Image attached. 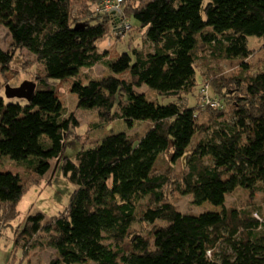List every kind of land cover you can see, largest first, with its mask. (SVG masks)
<instances>
[{
  "label": "trees",
  "instance_id": "obj_1",
  "mask_svg": "<svg viewBox=\"0 0 264 264\" xmlns=\"http://www.w3.org/2000/svg\"><path fill=\"white\" fill-rule=\"evenodd\" d=\"M102 1L0 0V26L12 51L25 49L43 65L31 78L29 101L0 96V158L20 169L0 172V228L16 218L29 186L49 181L57 164L75 190L57 216L26 217L15 236L24 257L43 246L57 255L47 264H264V221L223 208L237 189L264 194V0H122L113 14L96 11ZM131 21L149 49L111 54V38L130 31ZM249 37L258 39L256 49L248 47ZM256 51L262 65L249 71L244 60ZM205 53L242 65L233 78L239 89L230 120L227 95L209 93L213 81L204 85L219 105L201 95L199 105L210 122H198V105L179 104L182 94L194 92L190 69ZM12 60V52L0 50L1 78ZM97 64L107 77L80 78ZM65 81L77 109L96 113L88 133L122 119L146 121V132L95 139L74 159L65 156L77 126L60 98ZM142 86L173 102L149 100L137 91ZM199 133L206 134L197 139ZM167 152L187 167L170 182L156 169ZM173 189L191 196L192 205L222 210L182 214L169 195ZM137 219L153 225L148 235L131 230Z\"/></svg>",
  "mask_w": 264,
  "mask_h": 264
},
{
  "label": "rangeland",
  "instance_id": "obj_2",
  "mask_svg": "<svg viewBox=\"0 0 264 264\" xmlns=\"http://www.w3.org/2000/svg\"><path fill=\"white\" fill-rule=\"evenodd\" d=\"M128 21L130 19L126 17ZM126 20V21H127ZM131 30L126 31L119 37L111 38L110 53H130L129 46L140 49L148 50L145 45L144 36L136 31V24L131 21ZM123 36V37H122ZM107 44L110 39L106 40ZM259 41L255 37L248 38V47L257 48ZM10 43V36L7 30L0 26V50L3 52H12L13 60L6 70L4 78L0 76V96L5 97L4 88L6 85L10 87H18L24 81H32L34 74L41 73L43 65L36 63L34 57L28 53L27 50L21 49L19 51H12ZM244 63L249 68V71H257L262 65V58L260 51L250 55L244 60ZM242 65L238 60H218V58L211 57L209 53H205L199 57L190 69L191 82L194 85V92L183 96L180 100L181 105L188 104L187 107H197V120L199 123L210 122L208 112L205 109H200L199 105L200 89L204 84H209L213 81L209 88V93L213 96V91L217 93L223 100V96L229 100V105L226 106L224 111L225 118L230 120L233 113V102L236 101V90L239 86L234 84L233 78L241 74ZM80 78L99 80L108 76V71L103 64H97L91 69H82L80 71ZM222 78H224L222 80ZM70 81L61 83L58 87L60 98L63 101L64 110L67 114L74 113L77 126L72 130V133L66 140V147L64 149L65 156L74 159L76 153L82 148L90 145L92 140L107 137L109 135L126 133L138 134L139 136L146 132L148 123L146 121H135L132 119H122L114 121L113 123L106 124L98 130H90L89 126L95 121L96 113L91 110L77 109V99L68 91V84ZM213 86V88H212ZM139 93H143L149 100L156 101L159 104L165 105L173 102L170 98L157 97L156 92L149 90L147 87L142 86L137 88ZM233 91V92H232ZM15 100V99H11ZM17 100V99H16ZM10 101V100H9ZM233 101V102H232ZM225 107V106H224ZM223 108V104H222ZM206 133H199L196 135L197 139L202 138ZM157 173L166 174L169 182L172 179L181 178L187 172V167L184 159L175 162L170 161V154H161L156 163ZM0 172H10L12 174L19 173L20 169L10 161L8 158H0ZM169 184V183H168ZM180 184L178 182L177 186ZM166 189V188H165ZM75 187L62 175L61 169L56 164L50 180L43 179L38 184H33L23 194L17 206V216L9 226L0 228V264H47L51 259L55 258L56 252L49 248L40 246L30 248L26 251L25 257L21 248L15 245L16 232L23 228L26 217L31 214L40 213L45 219H50L57 216L69 204V199ZM170 197L176 209L182 214H201L205 211L221 212L222 207H214L209 203H203L199 206L192 205L191 196L181 195L180 193L171 190ZM145 202V201H144ZM143 202V203H144ZM226 209L233 208L238 212L247 211L251 216L258 220L260 223L264 221V194L256 192L254 195L249 194L247 191L237 189L232 194L228 195L225 199L224 207ZM155 225H164L162 222H156ZM153 225L144 223L137 219L132 225L131 230L140 235H148ZM42 240V237L38 238Z\"/></svg>",
  "mask_w": 264,
  "mask_h": 264
},
{
  "label": "water",
  "instance_id": "obj_3",
  "mask_svg": "<svg viewBox=\"0 0 264 264\" xmlns=\"http://www.w3.org/2000/svg\"><path fill=\"white\" fill-rule=\"evenodd\" d=\"M35 84L30 81L22 82L18 87H10L8 85L4 88L5 97L11 99H21L29 101L34 93Z\"/></svg>",
  "mask_w": 264,
  "mask_h": 264
},
{
  "label": "built area",
  "instance_id": "obj_4",
  "mask_svg": "<svg viewBox=\"0 0 264 264\" xmlns=\"http://www.w3.org/2000/svg\"><path fill=\"white\" fill-rule=\"evenodd\" d=\"M122 0H104L102 1L96 8V11L99 13H115L118 12L120 9ZM125 29H128L129 26L127 24L123 25ZM202 93V102L209 103L211 106H218L217 101L210 102L207 96V86L205 85L201 90Z\"/></svg>",
  "mask_w": 264,
  "mask_h": 264
}]
</instances>
